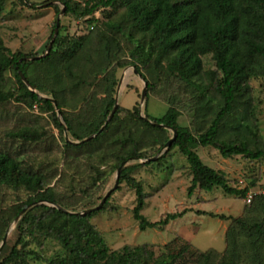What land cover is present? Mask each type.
<instances>
[{
	"label": "trees",
	"instance_id": "obj_1",
	"mask_svg": "<svg viewBox=\"0 0 264 264\" xmlns=\"http://www.w3.org/2000/svg\"><path fill=\"white\" fill-rule=\"evenodd\" d=\"M55 1L57 13L59 5H63L65 14L88 16L86 20L91 23L96 21V10H107L108 20L102 22L103 26L129 42L128 63L144 78L146 91H154L162 82L188 90L194 121L191 126L180 125L175 96L164 95L169 106L162 117H141L137 103L131 108L118 105L101 129L115 101L116 66L123 65L111 48L119 47L117 40L112 33H96L97 30L91 34L93 29L87 35L69 37L59 26L53 35L56 22L48 39H53L51 47L42 56L11 51L0 36V118L5 104L13 100L30 109L51 112L64 153L85 151L90 156L98 147L96 152L103 146L111 150L107 153L112 168L123 163L118 184L124 182L134 189L131 213L140 230L163 227L187 211L168 212L157 221L148 220L141 213L146 193L141 182L131 175L133 165H126L149 156L148 148L159 149L169 139V129L176 135L167 152L176 148L190 170L188 196L196 188L209 191L220 187L226 194L245 197L247 186H231L225 173L204 164L195 148L212 146L223 158L242 156L264 162V140L255 117L250 84L252 79L264 78V0ZM5 2L0 0V13ZM118 10H122L119 20L112 18ZM204 56L210 58L214 69L204 68ZM9 72L14 78L11 86L7 85ZM19 72L34 90L22 81ZM57 109L69 139L82 141L94 136L78 144L67 141ZM9 135L21 141L22 149L26 148L24 143L29 146L42 139V132L26 126ZM21 154L11 147L0 149V187L13 191L18 201L7 209L6 215H0V241L11 219L25 206L34 204L18 219L16 238L7 251L4 243L0 264L39 260L40 247L49 240L62 251L47 259V264H264V253H260L264 249V193L254 196L244 215L208 213L231 221L226 234L228 247L222 253L200 251L187 242L179 247L166 243L159 253L147 244L112 250L91 223L96 210L79 214L83 209L64 200L72 194L62 195L56 185H50L57 169L34 167L25 163ZM163 157L162 154L156 162ZM108 200L109 197L102 208ZM239 235L243 239L240 244Z\"/></svg>",
	"mask_w": 264,
	"mask_h": 264
},
{
	"label": "rangeland",
	"instance_id": "obj_2",
	"mask_svg": "<svg viewBox=\"0 0 264 264\" xmlns=\"http://www.w3.org/2000/svg\"><path fill=\"white\" fill-rule=\"evenodd\" d=\"M57 3L55 0H25L23 4L19 0H6L0 13V36L4 44L11 51L21 50L33 55H42L47 51L46 47L51 41L48 40L50 33L54 22L57 21L58 26L62 27V33L69 37L87 35L92 29L91 34L97 30L99 32L96 33L102 32L107 35L112 33L119 47L111 46V48L118 53L119 60L116 59L118 63L119 61L123 63V65L116 66L117 84L114 97L117 98V107L120 105L131 108L137 103L139 115L148 114L153 118H160L169 106L164 95L167 97L174 95L173 99L176 100V106L180 111L177 122L182 126L192 125L194 119L190 109L189 91L179 88L175 83L166 82L164 84L162 82L154 91H146L144 101H140L141 91L144 88L146 90L147 85L144 78L128 63L129 42L119 33H110L104 28L102 22L108 20L107 10H96L93 13L96 21L91 23L86 20L88 16L65 14L63 5H59L60 12L57 13L55 9ZM121 15L122 10H118L112 18L119 20ZM203 60L205 69H214L213 62L208 56H204ZM113 63L115 65V62ZM8 79L7 85L11 86L14 81L11 72L8 73ZM250 84L256 109L255 117L259 133L264 140V78L252 79ZM3 108L4 114L0 118V149L6 150L11 147L15 153L21 151L25 163L32 164L34 167L44 169L55 167L57 176L50 182V185H56L58 192L62 195L72 194L71 197L64 198L73 205L72 207L79 210L95 207L111 190L108 204L96 209L90 220L102 233L107 246L112 250L119 249L123 245L147 244L153 248L155 253H159L166 243L179 247L187 242L192 248L200 251L213 250L222 253L228 247L226 234L231 221L210 216L208 213L232 217L244 215L245 208L254 196L264 193V162L251 161L242 156L223 158L212 146H197L195 151L204 164L224 172L231 186L238 188L247 186L249 190L245 197H241L226 194L220 187H214L209 191L196 188L192 195L188 196L187 187L190 185L191 178L188 164L176 148L167 152L169 146L164 147L166 141L157 150L148 148L146 153L149 156L136 161H128L126 165H133L131 175L141 182L146 193L141 213L148 220L157 221L168 212L183 209L187 211L183 216L169 221L163 227L140 230L131 213L135 204L134 189L124 182L117 184L114 188L118 167L112 168L111 158L107 153L111 150L103 146L99 152H96L98 147L90 153V156L84 150L78 154L73 151L68 154L64 153L60 131L53 122L51 112L41 111L38 108L30 109L13 100L6 103ZM56 115L59 123L64 126L58 109ZM24 126L37 128L42 132V139L32 142L29 146H26L28 143H24L23 147L26 148L22 149L19 145L21 141L13 139L9 133ZM65 131L67 133L64 126V135ZM168 135L169 138L172 136L170 129ZM68 140L72 143H80L79 140L69 138ZM162 154L164 157L156 162ZM58 178L62 179L57 184ZM15 196V193L8 188L0 187V215L2 213L6 215L8 208L18 204ZM87 198L89 202H86ZM17 215L11 219L4 233V236H7L6 251L16 238L15 225L18 220L15 221V218ZM238 238L237 243L240 244L243 239L240 235ZM61 251V247L56 242L49 240L40 247L41 259H31L30 264H47V259ZM260 253L263 254L264 249H261Z\"/></svg>",
	"mask_w": 264,
	"mask_h": 264
},
{
	"label": "water",
	"instance_id": "obj_3",
	"mask_svg": "<svg viewBox=\"0 0 264 264\" xmlns=\"http://www.w3.org/2000/svg\"><path fill=\"white\" fill-rule=\"evenodd\" d=\"M58 25H59V23H58V21H57V22H56V27H55L54 34H53V35H56L57 30H58V29H57ZM52 41H53V39H51V41L49 42V44H48V46H47V51H48L49 48L51 47V43H52ZM41 56H42V55H41ZM35 57H36V56H35ZM35 57H31V58H35ZM19 73H20V77H21L22 81H23V82L29 87V89L34 90V89L31 87V85L29 84V82L25 79L24 75H23L21 72H19ZM145 96H146V90H145V88H144V89L141 91V96H140V101H141V102L144 101ZM52 101H53V100H52ZM116 107H117V98L115 97V101H114L113 109H112V111L110 112V114H109V116H108V118H107V121L104 123V125L101 127V129H102V128L106 125V123L110 120V118L112 117L113 113H114L115 110H116ZM140 116L143 117V118H145V119H147L146 116H144V115H141V114H140ZM170 130H171V129H170ZM171 131H172V136L167 140V142L165 143V146H164V147H168V146H170L171 143H172V141H173L174 138H175V135H176V134H175V131H174V130H171ZM93 136H94V135H91V136H89V137L83 139L82 141L88 140V139H90V138L93 137ZM65 138H66L67 141H70V140H68V136H67L66 131H65ZM82 141H79V142H82ZM74 143H78V142H74ZM122 164H123V163H122ZM122 164H121V165L118 167V169H117V172H116V181H115L114 188H115V187L117 186V184H118V177H119V173H120V170H121ZM110 192H111V190L108 191V192L103 196V198L101 199V201L99 202V204H98L97 206H95V207H91V208H88V209H85V210H83V211H80L79 214H86V213H89V212H91V211H93V210L99 209V208L103 205V203L105 202L106 198L109 196ZM45 203H47V204H49V205H52V206H54V207L60 208V209H62V210L65 211V212L76 213V212L68 211V210H66V209H64V208H62V207H60V206H58V205H56V204H52V203H49V202H45ZM33 204H34V203L29 204V205H27V207H24L23 209H21V211L18 213L17 217L15 218V221H17V220L19 219V217H20V216H21V215L27 210V208L30 207V206L33 205ZM6 238H7V236L5 235L4 238L2 239L1 243H0V251H1L3 245H4L5 241H6Z\"/></svg>",
	"mask_w": 264,
	"mask_h": 264
}]
</instances>
